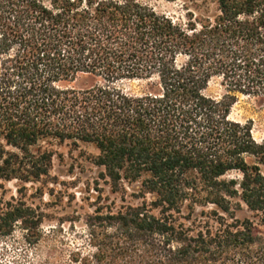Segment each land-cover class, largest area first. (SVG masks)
Segmentation results:
<instances>
[{
	"label": "trees",
	"instance_id": "16d2710c",
	"mask_svg": "<svg viewBox=\"0 0 264 264\" xmlns=\"http://www.w3.org/2000/svg\"><path fill=\"white\" fill-rule=\"evenodd\" d=\"M216 3L184 23L139 0H0V181L47 183L58 148L92 146L122 197L72 264H264V232L233 208L264 216V142L229 118L237 94L264 96V0ZM81 76L95 84L67 86ZM215 77L221 100L205 95ZM133 81L146 90L121 89ZM18 223L39 218L1 198L0 233Z\"/></svg>",
	"mask_w": 264,
	"mask_h": 264
},
{
	"label": "rangeland",
	"instance_id": "374dc122",
	"mask_svg": "<svg viewBox=\"0 0 264 264\" xmlns=\"http://www.w3.org/2000/svg\"><path fill=\"white\" fill-rule=\"evenodd\" d=\"M139 1L160 14L184 23L189 14L197 22L212 19L218 14L216 0ZM93 84L95 81L92 78L81 76L67 86L83 89ZM120 87L128 93L141 94L146 90V83L124 82ZM227 94L222 78L218 77L210 81L205 91L206 96L216 100ZM229 118L242 125L250 124L254 140L258 144L264 142V96L237 94ZM96 153L92 146L72 148L65 144L58 148L47 183L29 184L22 189L17 181H0V199L5 202L20 201L32 208L39 218L38 225L30 231L24 230L18 223L10 235L0 233V264H72L73 258L81 261L96 252L90 224L100 208H119L122 205L121 195L112 192L111 187L101 179L102 170L91 163L88 155ZM249 162L257 163L254 158H249ZM258 166L264 176V165ZM242 178L241 173L231 172L224 179L242 181ZM127 189L125 200L137 204L132 197L133 188ZM233 204L239 220H250L259 231L264 232L263 214L251 212L238 199ZM235 204L241 207L237 208ZM213 209V205L197 208V214H207Z\"/></svg>",
	"mask_w": 264,
	"mask_h": 264
}]
</instances>
